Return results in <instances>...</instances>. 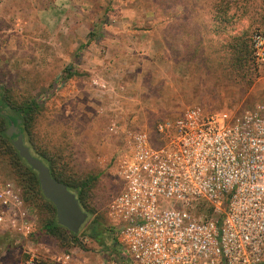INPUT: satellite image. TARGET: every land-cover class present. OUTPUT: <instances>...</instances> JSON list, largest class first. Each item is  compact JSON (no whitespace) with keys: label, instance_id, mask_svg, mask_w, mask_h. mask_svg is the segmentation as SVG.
Listing matches in <instances>:
<instances>
[{"label":"rangeland","instance_id":"374dc122","mask_svg":"<svg viewBox=\"0 0 264 264\" xmlns=\"http://www.w3.org/2000/svg\"><path fill=\"white\" fill-rule=\"evenodd\" d=\"M249 25L251 37L264 29V0H0V84L15 103L39 100L38 146L60 152L78 175L99 177L96 213L79 241L6 232L0 264H58L74 248L94 264L97 252H121L108 206L122 188L115 172L127 141L109 133L111 121L120 119L122 132L146 130L157 144L158 123L192 105L242 110L264 101V63L255 56L252 85L229 66L231 34ZM68 72L75 74L65 79ZM0 178L14 181L6 163ZM26 203L35 232L48 214ZM98 217L107 229L101 241L87 232Z\"/></svg>","mask_w":264,"mask_h":264},{"label":"built area","instance_id":"2783aa9c","mask_svg":"<svg viewBox=\"0 0 264 264\" xmlns=\"http://www.w3.org/2000/svg\"><path fill=\"white\" fill-rule=\"evenodd\" d=\"M252 42L264 63V29ZM109 128L127 141L115 172L122 188L108 206L122 248L97 252L94 264H264V101L242 110L192 105L158 123L157 144L146 130L122 132L117 117ZM35 222L20 186L0 178V237L27 236ZM79 250L57 263L85 264Z\"/></svg>","mask_w":264,"mask_h":264},{"label":"trees","instance_id":"16d2710c","mask_svg":"<svg viewBox=\"0 0 264 264\" xmlns=\"http://www.w3.org/2000/svg\"><path fill=\"white\" fill-rule=\"evenodd\" d=\"M251 29L252 25H249L241 32L237 31L234 32L235 34H231V42L228 45L229 53L231 50L232 54L229 61L231 71L236 78L248 85H252L256 78L255 50ZM74 74V72H68L65 79L72 77ZM10 97L9 90L0 84V164L6 163L9 165L14 181L21 187L24 200L33 206L36 212L39 209L43 214H48V217L44 218L42 226L37 231L31 232L30 235L39 238L49 235L60 239L64 243H70L73 240L79 241V233L75 234L58 223L56 207L44 196L38 172L20 156L13 144V137H10L7 133L8 128L12 123L19 125L25 143L30 147L32 153L45 162L53 177L66 183L69 189L76 193L81 206L89 213L90 217L96 213L95 206L92 205L91 201V191L99 177L91 172L78 175L72 168L67 166L60 152H52L38 146L34 140L33 125L37 114L42 110L39 100L31 98L19 104L15 103ZM19 121L21 122L19 123ZM100 219V217L94 218L87 227L88 234L99 241L102 240L107 231ZM112 244L114 248H122L117 239L112 240ZM115 253L117 254L118 251ZM40 262L42 264H52L50 262Z\"/></svg>","mask_w":264,"mask_h":264},{"label":"water","instance_id":"95a60500","mask_svg":"<svg viewBox=\"0 0 264 264\" xmlns=\"http://www.w3.org/2000/svg\"><path fill=\"white\" fill-rule=\"evenodd\" d=\"M7 133L13 137V144L20 156L38 172L44 196L56 207L58 223L78 234L88 220L89 213L81 206L76 193L71 191L66 183L53 177L45 162L32 153L30 147L25 143L19 125L12 123Z\"/></svg>","mask_w":264,"mask_h":264}]
</instances>
